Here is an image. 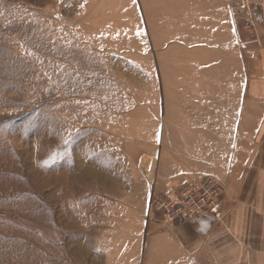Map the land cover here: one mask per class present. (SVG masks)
<instances>
[{
    "label": "rangeland",
    "instance_id": "obj_1",
    "mask_svg": "<svg viewBox=\"0 0 264 264\" xmlns=\"http://www.w3.org/2000/svg\"><path fill=\"white\" fill-rule=\"evenodd\" d=\"M172 1L0 0V264H142L151 195L204 176L188 132L234 112L239 43L194 52Z\"/></svg>",
    "mask_w": 264,
    "mask_h": 264
},
{
    "label": "crops",
    "instance_id": "obj_2",
    "mask_svg": "<svg viewBox=\"0 0 264 264\" xmlns=\"http://www.w3.org/2000/svg\"><path fill=\"white\" fill-rule=\"evenodd\" d=\"M173 1L177 13L172 17L178 18L164 21L180 24L181 39L184 31L190 33L194 52L214 56L217 64L222 54L237 52L239 43L241 61L235 69L242 92L233 100L234 112L221 116V125L211 128L207 121L188 132L212 134L195 138L186 156L197 166L207 165L204 175L215 174L224 181L222 220L195 217L179 226L163 219L142 224L141 263L264 264V0L259 44L245 41L233 16L237 0Z\"/></svg>",
    "mask_w": 264,
    "mask_h": 264
},
{
    "label": "built area",
    "instance_id": "obj_3",
    "mask_svg": "<svg viewBox=\"0 0 264 264\" xmlns=\"http://www.w3.org/2000/svg\"><path fill=\"white\" fill-rule=\"evenodd\" d=\"M239 4L236 13L249 9L250 0H239ZM251 21L248 16L245 22L249 24ZM224 193L225 184L218 175H204L181 189H169L161 195L152 194L147 204L145 219H152L156 212L165 222L176 226L183 225L195 217H209L215 222H220Z\"/></svg>",
    "mask_w": 264,
    "mask_h": 264
}]
</instances>
